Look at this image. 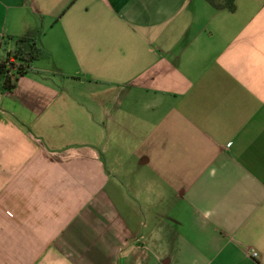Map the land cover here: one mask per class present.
Segmentation results:
<instances>
[{
	"label": "crops",
	"instance_id": "0c3cea01",
	"mask_svg": "<svg viewBox=\"0 0 264 264\" xmlns=\"http://www.w3.org/2000/svg\"><path fill=\"white\" fill-rule=\"evenodd\" d=\"M224 3L0 0L46 52L0 75V264H264V0Z\"/></svg>",
	"mask_w": 264,
	"mask_h": 264
},
{
	"label": "trees",
	"instance_id": "16d2710c",
	"mask_svg": "<svg viewBox=\"0 0 264 264\" xmlns=\"http://www.w3.org/2000/svg\"><path fill=\"white\" fill-rule=\"evenodd\" d=\"M224 7L234 11L236 0H225ZM5 39L13 42L14 47L0 59V75L4 77V87L11 90L21 76L33 71L35 61L46 57V52L32 37L9 35Z\"/></svg>",
	"mask_w": 264,
	"mask_h": 264
},
{
	"label": "built area",
	"instance_id": "2783aa9c",
	"mask_svg": "<svg viewBox=\"0 0 264 264\" xmlns=\"http://www.w3.org/2000/svg\"><path fill=\"white\" fill-rule=\"evenodd\" d=\"M254 256H257L258 254L256 252L253 253Z\"/></svg>",
	"mask_w": 264,
	"mask_h": 264
}]
</instances>
